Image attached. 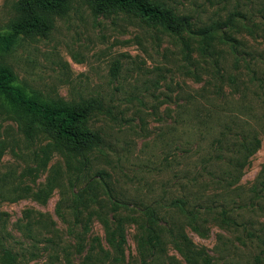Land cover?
<instances>
[{"label":"rangeland","instance_id":"rangeland-1","mask_svg":"<svg viewBox=\"0 0 264 264\" xmlns=\"http://www.w3.org/2000/svg\"><path fill=\"white\" fill-rule=\"evenodd\" d=\"M17 1L0 0L1 32L8 30ZM158 1L192 16L196 26L223 20L234 9L245 10L246 4V0ZM253 6L255 11L264 9V0ZM231 33L239 42V54L219 45L218 74L213 58L200 56L195 41L187 48L183 40L135 13L97 16L85 0H74L70 12L56 17L47 35L21 39L4 57L18 84L29 92H39L45 99L99 98L103 103L88 123L103 138L102 152L89 158L81 176L62 152L54 148L44 152L52 143L46 134L39 132L28 143L18 121L0 106V192L18 184L31 190L14 201L0 198L4 234L16 252L25 254L21 264H141L140 230L130 218L141 220L140 209L161 203L163 224L180 226L183 217L170 205L182 197L194 204H227L240 222L259 233L264 212L247 204L264 170V26L253 34L242 27ZM222 134L229 142H217ZM236 135H256L260 144L247 158L240 180L226 193L217 182ZM99 172L110 185L112 200L129 204V210L115 207L100 188L95 190L97 201L87 207L74 203ZM39 191L41 198L36 196ZM101 215L126 219L124 258L119 262L112 263L113 254L103 262L105 252L112 250ZM80 223L89 229L78 252L70 231L82 232ZM27 229L33 231L31 236ZM185 232L211 264H264V245L257 238L242 244L246 233L241 227L226 230L210 221L204 236L189 227ZM170 240L165 238L164 262L187 264Z\"/></svg>","mask_w":264,"mask_h":264},{"label":"trees","instance_id":"trees-1","mask_svg":"<svg viewBox=\"0 0 264 264\" xmlns=\"http://www.w3.org/2000/svg\"><path fill=\"white\" fill-rule=\"evenodd\" d=\"M85 1L97 16L120 11L135 13L150 23L160 26L170 35L183 40L187 48H190V42L195 41L198 44L197 50L200 56L213 58V67L217 68L218 74H220V63L216 56L219 53V45H228L236 57L239 54V42L231 32L242 27L253 34L255 28L259 29L264 26V9L260 8L255 11L253 5L256 0H246L245 10L234 9L225 19H216L203 26H196L192 16L178 14L173 8L158 0ZM73 2L74 0L17 1L15 16L11 20L8 30L0 31V106L5 107L18 121L21 133L28 143H33L39 132L46 134L52 143L47 145L44 152L46 153L51 148L62 152L69 164H74L78 175L81 176L89 167V158L97 151L102 152L104 143L102 136L88 125L92 114L103 109L102 101L99 98L81 99L78 102L45 99L39 92H29L19 85L15 72L4 62V57L13 51L21 39L47 35L53 29L56 17L66 16L72 9ZM256 18L260 19L259 22L255 21ZM248 70L251 73H256L251 67H248ZM230 81L234 82V78H230ZM235 137L236 140L232 138L231 146L227 148L230 150L232 147L229 161L225 165L226 170L217 182L225 189L226 193L240 180L241 171L247 158L254 154L260 144L256 135L239 137L236 135ZM217 142L219 144L229 142V138L222 134V138H218ZM99 188L103 190L115 207L130 209L129 204L112 200L114 199L112 190L102 172H99L98 178L94 177L93 180L87 182L85 189L76 195L74 203L87 207L88 202L97 201L95 190ZM250 191L253 197L247 207L258 208L264 212V170ZM30 194L29 187L18 184L16 187L1 191L0 198L14 201ZM36 196L43 197V192H37ZM162 205L161 203L157 206L145 205L143 209L139 210L144 216L141 220L135 216L130 218L140 230L138 250L141 264H168L163 260L166 255L165 238L167 237L171 239L170 243L187 264H211V258L206 255L204 250L199 249L185 232V227H189L193 232L204 236L207 232V223L210 221L218 223L226 230L241 227L246 233L241 239L244 245L246 240L253 242L255 238L259 240V244L264 245L262 237L264 225L258 230L259 233L253 232L246 223L238 220L235 215L236 210L230 209L227 204L202 205L194 204L186 197L175 199L170 206L180 213L184 221L177 227L169 226L167 223L163 224L164 217L160 211L164 209ZM76 215L78 219L81 212L77 211ZM100 217L103 221L107 242L112 250L111 252L104 251L106 255L103 257V262L109 259L110 254H113L112 263L119 262L124 258V222L126 219L113 218L110 220L102 215ZM80 225L82 232H74L75 229L70 231L76 239L75 246L78 252H81L83 237L89 229L87 224L80 223ZM2 226H4V222L0 219V264H21L25 254L16 252L9 245ZM27 231L30 233L29 236L33 234L32 230L27 229ZM36 236L31 237L33 242ZM257 261H262V257H257ZM169 264H173V262L171 261Z\"/></svg>","mask_w":264,"mask_h":264}]
</instances>
